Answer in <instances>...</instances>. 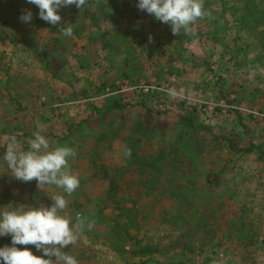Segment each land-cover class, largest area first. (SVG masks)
I'll list each match as a JSON object with an SVG mask.
<instances>
[{
	"label": "rangeland",
	"instance_id": "374dc122",
	"mask_svg": "<svg viewBox=\"0 0 264 264\" xmlns=\"http://www.w3.org/2000/svg\"><path fill=\"white\" fill-rule=\"evenodd\" d=\"M122 1L62 8L51 25L26 0H0V209L49 206L64 195L75 222L84 207L72 201L83 206L109 189L64 249L78 264H264V118L180 104L155 88L175 81L200 99L264 112V0H203L206 15L178 35L137 0ZM26 10L29 23L20 20ZM67 25L71 37L60 32ZM35 132L75 151L80 186L72 195L15 180L4 165L9 137L26 149ZM168 142L177 150L158 181L129 169L121 182L100 179ZM213 158L218 183L202 176L216 173L202 167ZM146 245L153 251L142 252Z\"/></svg>",
	"mask_w": 264,
	"mask_h": 264
},
{
	"label": "clouds",
	"instance_id": "9594fccd",
	"mask_svg": "<svg viewBox=\"0 0 264 264\" xmlns=\"http://www.w3.org/2000/svg\"><path fill=\"white\" fill-rule=\"evenodd\" d=\"M26 3L39 9L40 19L57 25L62 19L59 14L62 8L74 5L82 9L87 0H26ZM137 7L168 24L173 35L182 31L187 33L190 25L206 15L203 0H137ZM32 19L31 10L20 16L24 23ZM68 25L60 29L65 37L73 35L74 29ZM167 94L176 98L180 92L173 87L167 89ZM126 154L130 155V151ZM75 155V151L66 145L50 147L48 139L35 132L26 149L21 148L15 135H11L2 159L15 180H35L41 190L45 186H55L70 196L80 186L79 177L70 167V160ZM50 198L52 203L49 206L19 204L8 210L0 209V238L10 237L9 244L0 246V264H78L76 257L64 249L77 242L78 232L84 228L86 218L77 213L73 222L64 214L67 208L65 196L53 195ZM87 226L91 228L92 224ZM27 245H33L41 255L34 254L27 247H19Z\"/></svg>",
	"mask_w": 264,
	"mask_h": 264
},
{
	"label": "crops",
	"instance_id": "0c3cea01",
	"mask_svg": "<svg viewBox=\"0 0 264 264\" xmlns=\"http://www.w3.org/2000/svg\"><path fill=\"white\" fill-rule=\"evenodd\" d=\"M122 2L126 3L127 1L123 0ZM113 4L119 5V3H117L116 1ZM115 17H116V15H114L112 18L115 19ZM164 27H166V31L171 29L168 24H166V26H164ZM56 36H57L56 38H58V40L61 41L60 35H56ZM158 43H159V40H157L154 43V45H156ZM261 54H263V52ZM136 56H138V55H136ZM173 87L180 92V95L178 97H176V98H171V97H169L167 95V97H169L173 102L177 101L180 104L184 103L186 105H193V106H196V107L202 106V108L207 109V110H212V109H215V108L216 109H225L224 106H226L227 108H237V110H241L242 112H245L248 115L253 116V117L264 118V112L263 111L252 109L250 107L248 108V107H245L244 105L238 107V105H235V104H233V106H232V104H229V102H227L226 104H224L222 102L221 103H215L214 101H210L208 99H205L203 96H202V99H200V98L196 97V93H194V90H192V91L188 90L187 88L184 87V85L177 84V83H175V81L168 83L166 87L160 86V87H155V88H157V89L163 88L164 92H166V94H167V89L173 88ZM123 90L125 91L126 89H123ZM115 91L116 90H114V93H115ZM231 96L233 97V95H231ZM233 99H234V97H233ZM167 100H169V99H167ZM70 103H72V102H70ZM74 104H76V103H74ZM104 107H105V110H110L112 108L111 103H107ZM113 107H115V106H113ZM184 118L187 119V117H182L181 119H184ZM173 144H175V143H173ZM160 150H161V153H158ZM160 150L156 151V153L150 155V158L142 160V162L136 161V160H132L133 158H130V161L127 160V163H125V165H123V166L119 167L118 169H116V172H117L116 175L115 174L111 175L110 173H108L106 175V178L103 177V178H100V179L101 180L102 179L110 180V181L116 182V183L117 182H121L122 178L120 177V174L121 173H127L128 169H129L133 174H134V172L138 173V171H139L140 174L144 175V179H146L147 181H150V182H151V180L158 181V178L156 179L157 175H160V174L163 175V172H164V174H166V173H168L169 169L172 168V162L173 161L168 159V158L165 160L164 158L166 156H169L171 153L175 152L177 149H176L175 145H170L169 142H168L164 146H162ZM132 155L133 154H131V156ZM159 157H161V159H159ZM215 158L210 159L209 161L204 162V163H203V160H202V167L204 168V166H206V167L208 166L210 168L208 172H210L211 168H215L216 169L217 165H220V164H217V161H216ZM163 162H166V166L165 167H162V166H164V165H162V164H164ZM168 163H169V165H168ZM218 168L216 170L213 169L214 171H216V173L214 175H217L218 177H220L218 174L221 173L222 167L220 169H218ZM202 172H203L202 176L204 177V179L207 180V181H210L211 180V178H210V174L211 173H206L204 171V169L202 170ZM146 176H150L149 179H147ZM132 180H138V178L137 179H132ZM108 195H109V189H107V193H106L105 197H99V196L95 197V195H94L91 198L83 200L82 201L84 203L83 206L81 205V200L82 199H80V200L78 199L79 201L78 200L72 201L73 203H70V205H72V206L73 205L81 206L80 209H82L84 207V209H82L80 211L81 213H79V214H82V215L84 214L85 218L89 217V219H92V215L95 214L96 212H93L92 210H89L88 208L91 206L92 203L98 202V203L102 204L103 203V202H101L102 200L103 201L109 200ZM117 207L118 206H116V208ZM104 208H106V210H105V212L103 211V213L105 215L108 214L110 216L111 215L109 213L110 210L107 209L108 206L104 207ZM116 212H117V210L115 211V214H117ZM111 226L112 225H109L108 228H110Z\"/></svg>",
	"mask_w": 264,
	"mask_h": 264
},
{
	"label": "trees",
	"instance_id": "16d2710c",
	"mask_svg": "<svg viewBox=\"0 0 264 264\" xmlns=\"http://www.w3.org/2000/svg\"><path fill=\"white\" fill-rule=\"evenodd\" d=\"M112 106H115V105H112ZM182 121H188V120H190V119H186V118H184V119H181ZM194 127H196V126H194ZM197 128V127H196ZM210 178H211V180L209 181L210 183H213V182H215V183H218L219 182V177L217 176V175H210ZM154 245V244H153ZM153 245H146V247H142L143 249H142V252H144L145 254L146 253H149V252H151V251H153V248H152V246ZM144 254V255H145ZM188 262H190V260H188ZM187 262V263H188ZM202 264H204V263H202Z\"/></svg>",
	"mask_w": 264,
	"mask_h": 264
}]
</instances>
